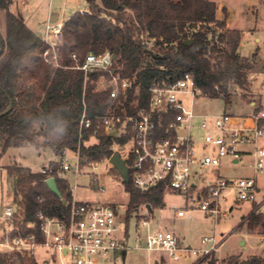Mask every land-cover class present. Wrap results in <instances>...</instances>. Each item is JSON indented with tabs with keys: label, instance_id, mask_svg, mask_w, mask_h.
Segmentation results:
<instances>
[{
	"label": "trees",
	"instance_id": "16d2710c",
	"mask_svg": "<svg viewBox=\"0 0 264 264\" xmlns=\"http://www.w3.org/2000/svg\"><path fill=\"white\" fill-rule=\"evenodd\" d=\"M89 12L77 11L64 22L63 40L57 46L60 66L43 57L45 43L9 8L13 0H0L7 11V37L0 33V59L7 56L0 74V147L4 155L10 148L31 146L57 155L66 150L79 152L81 165L110 159L114 144L125 145L130 135H106L102 131L81 130V117L86 110L91 116L104 115L115 105L109 90H98L100 79L111 80L109 71H94L87 76L76 69L89 53L107 50L116 56L114 70L133 81L125 107L133 113L131 103L140 108L150 102V88L155 83L175 82L191 73L198 89L207 99H224L231 103L232 88L248 89V71L252 61L240 54L241 32L228 28V12L217 17V4L211 0H85ZM186 40L192 43L186 44ZM153 43V46H149ZM151 51V52H150ZM77 55V60L72 54ZM23 82H35L30 93ZM139 89V94L136 91ZM95 122V126H96ZM92 136L98 142L87 146ZM14 180V197L19 211L16 226L23 235L36 233L43 241L39 213L60 221L68 220L73 201L69 182L54 175L62 198L53 194L45 175L21 164L6 167ZM113 171H118L113 168ZM130 199L127 219L141 206L155 209L164 206V187L150 191L125 183ZM263 215L252 213L239 228L264 225ZM22 256L0 254V264H14ZM35 264L36 262L33 261ZM230 259L226 264H240ZM209 264H216L212 259ZM256 264V260L253 261Z\"/></svg>",
	"mask_w": 264,
	"mask_h": 264
},
{
	"label": "built area",
	"instance_id": "2783aa9c",
	"mask_svg": "<svg viewBox=\"0 0 264 264\" xmlns=\"http://www.w3.org/2000/svg\"><path fill=\"white\" fill-rule=\"evenodd\" d=\"M63 27V21L50 20L41 33L46 45L43 57L55 67L60 66L57 46L63 40ZM72 58L77 60V55L73 53ZM115 64V54L107 50L99 55L89 53L85 61L75 67L86 76L94 71H109L111 80L104 81L102 89L109 90L115 101L104 115L91 116L85 110L80 124L81 130L95 128L96 133L130 135L131 148L122 157L134 187L146 192L163 186L165 193L171 191L186 196L190 203L176 210V218L185 217L196 209L219 221L241 203L251 206V214L264 216V188L259 182L264 176V147L258 146V140L264 136V104L256 106L254 103V111L247 115L197 112L193 105L187 107L184 96H190L193 101L204 96L192 74L185 73L175 82L155 83L150 88L148 107L140 108L135 100L131 103L133 113H130L125 103L134 80L116 73ZM136 92L139 94V89ZM67 152L53 153L39 166L37 173L47 178L55 174L63 177L72 169L66 161ZM73 153L77 156L76 172L79 173L82 160L79 152ZM225 159L231 165L242 164L245 170L235 176L217 173L213 179L205 178L203 171L219 172ZM97 164L89 163L95 167ZM93 183L96 189L105 192L96 174ZM142 208L146 214L138 216V233L133 244L127 209L112 203L75 200L71 203L68 220L60 221L39 213L43 236V241L39 242L36 233L23 235L16 226L19 208L14 204L2 208L0 218L5 225L0 228V254L24 257L25 261L20 264H35L33 261L36 264H116L122 253L138 251L148 255L147 264H162L167 258L184 264H209L212 259L216 264H225L219 255L224 238L205 236L196 247L183 246L175 232L153 227V212L146 205ZM39 248L47 253L41 262L35 255ZM154 254L159 258H152Z\"/></svg>",
	"mask_w": 264,
	"mask_h": 264
},
{
	"label": "rangeland",
	"instance_id": "374dc122",
	"mask_svg": "<svg viewBox=\"0 0 264 264\" xmlns=\"http://www.w3.org/2000/svg\"><path fill=\"white\" fill-rule=\"evenodd\" d=\"M212 1L217 3V14L220 17L222 16L223 19L225 17L222 8L227 9L229 27L239 30L242 35L240 54L249 58L254 68L248 71L247 90L240 89L237 86L232 88V101L230 104H226L224 99L211 100L204 97H199L193 101L190 96H184L185 103L187 107L193 105L197 112L251 114L255 109L253 102L256 103V106L264 104V0ZM86 3L85 0H13L9 11L20 17L29 27L43 32L47 22L51 20V15L59 16V20L63 21L65 14L69 15L72 11L83 9ZM0 33L4 38L7 37V11L3 9H0ZM149 46H153V43H150ZM6 59L7 56L0 59V74ZM104 81L106 80L102 78L97 82L98 90H103L102 83ZM35 84V82H23L24 87L30 93L34 92ZM198 123L199 121H197ZM198 132L201 135L199 130ZM97 142L98 138L92 136L86 142V145L90 146ZM258 146L264 147V136L258 140ZM130 148L131 144L129 143L125 145L114 144L113 146L114 152L119 151L123 157ZM42 151L44 150L42 149ZM1 154L0 147V208H5L16 204L13 189L14 180L9 177L6 167L16 163L35 170L43 162V157L38 155L35 148L28 145L20 148H10L7 153ZM66 161L71 164L72 169L65 172V174L78 198H91L92 202L112 203L120 206L123 210H128L129 193L125 189L120 174L113 171L114 167L110 163V159L98 162L96 167L87 163V165L82 166L79 173L76 172L77 156L72 151L68 150ZM244 170L242 164L231 165L229 160L225 159L222 167L219 168V172L208 169L203 171V175L205 178L213 179L217 173L229 177L235 176ZM94 174L98 176L100 183L104 185V193L96 189L93 183ZM259 182L264 188V176L259 179ZM189 203L183 194L167 191L164 195V206L153 211V227L160 226L164 230L175 232L181 244L186 247H196L203 237L216 235L224 238L219 255L225 264L232 258H236L240 262L256 260V264H264V225L260 224L250 229L246 223L243 228H239L240 224L251 214L249 204L235 205L231 213L227 217H222L219 221L196 209L190 210L185 217L176 218L174 216L176 210L187 206ZM142 214L145 215L146 210L141 206L130 219L131 244L134 243L138 233L137 225L140 219L138 216ZM3 225H5V221L0 218V228ZM242 241L245 242L244 245H241ZM35 255L40 262L47 257L46 251L41 248L36 250ZM152 258H159V255L154 254ZM13 259L16 260L14 264H20L16 258ZM148 261L149 257L144 252L126 251L118 256L116 264H147ZM162 264H184V262H174L167 258Z\"/></svg>",
	"mask_w": 264,
	"mask_h": 264
},
{
	"label": "water",
	"instance_id": "95a60500",
	"mask_svg": "<svg viewBox=\"0 0 264 264\" xmlns=\"http://www.w3.org/2000/svg\"><path fill=\"white\" fill-rule=\"evenodd\" d=\"M57 20H58V17L54 16V18L52 19V22H55ZM39 36H40V34H39ZM185 43L190 44V43H192V41L186 40ZM12 108H13V103L11 101L9 108L0 117L5 116L8 113H10ZM110 163L118 171V173L122 177L123 181L125 183H129L130 182L129 168L127 166L126 160L122 157V155L119 151L114 152V154L110 158ZM46 184H47L48 188L50 189V191L53 194H55L57 197H59L62 200L63 204H66V200L62 198V193L58 187L56 178L55 177L47 178ZM147 208L149 210H151V207L149 205L147 206ZM1 213H2V209L0 210V216H1ZM244 243L245 242L242 241L241 245H244ZM252 263H253V261H250V262L242 261L240 264H252Z\"/></svg>",
	"mask_w": 264,
	"mask_h": 264
},
{
	"label": "crops",
	"instance_id": "0c3cea01",
	"mask_svg": "<svg viewBox=\"0 0 264 264\" xmlns=\"http://www.w3.org/2000/svg\"><path fill=\"white\" fill-rule=\"evenodd\" d=\"M212 1V0H211ZM213 2H215V1H213ZM216 3V2H215ZM217 4V3H216ZM225 7H223L222 8V11H223V9H224ZM217 10H218V6H217ZM77 11H81V12H84V11H86V12H89L90 11V6H89V4L88 3H86V5L84 6V8L83 9H79V10H77ZM77 11H72L69 15H67V14H65V19L63 20V22H65L66 20H68L70 17H71V15L72 14H74L75 12H77ZM54 16H56V15H51V17H50V19L52 20L53 18H54ZM224 16V15H223ZM58 17V19H59V16H57ZM217 17H218V19H220V20H222L223 19V17L221 16H218V14H217ZM28 26V25H27ZM228 26V28H230L229 27V24L227 25ZM29 27V26H28ZM33 32H35L37 35H39L40 34V36H41V31H38V30H35L33 27H29ZM231 29V28H230ZM241 46V45H240ZM254 103L255 102H253L252 104L254 105ZM38 151V155L39 156H42L43 157V162L46 160V159H48V158H50L51 157V155L53 154L51 151H48V150H44V151H39V150H37ZM42 162V163H43ZM41 163V164H42ZM40 164V165H41ZM39 165V166H40ZM39 166H38V168H39ZM27 167V166H26ZM30 168V167H29ZM38 168L37 169H35V170H33L32 168V170L34 171V172H36L37 173V170H38ZM63 178H65V179H67V181L69 182V185H70V188H71V190H72V187H71V184H70V181H69V179H68V177L66 176V174H64L63 175ZM72 195H73V200H75V201H77V202H92V200H91V198H85V199H80V198H78L77 197V195H76V192H74V190H72ZM2 208H0V210H1Z\"/></svg>",
	"mask_w": 264,
	"mask_h": 264
}]
</instances>
